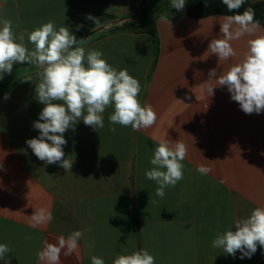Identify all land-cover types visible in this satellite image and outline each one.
I'll list each match as a JSON object with an SVG mask.
<instances>
[{
    "label": "crops",
    "instance_id": "crops-1",
    "mask_svg": "<svg viewBox=\"0 0 264 264\" xmlns=\"http://www.w3.org/2000/svg\"><path fill=\"white\" fill-rule=\"evenodd\" d=\"M253 3L264 0H249ZM107 14L90 31L86 49H96L117 70L141 84L139 101L157 113L147 129L113 125L93 130L80 120L64 133L69 172L39 160L26 141L37 138L33 127L44 105L35 97L37 67L19 66L0 79V243L8 244L10 264H40L42 241L82 230L76 253L61 264H91L102 257L112 264L119 254L147 249L155 264H264V248L249 259L227 255L212 241L233 220L264 207V111L245 114L226 86L207 91L209 71L221 72L243 59L249 36L232 41L237 55L227 61L208 52L222 38L221 17L192 18L171 7V0H0V17L10 19L19 35L54 20L76 37L88 16ZM167 16L170 27L160 21ZM79 30H77V26ZM18 26V27H17ZM154 27L156 37L148 32ZM257 34H264V27ZM25 44L34 46L25 33ZM32 76V81L24 78ZM8 97L5 99V97ZM115 127L116 131L110 129ZM161 140L183 142L188 149L184 176L156 196L158 185L146 178L150 158ZM212 169L201 175L196 167ZM40 208L53 216L31 227ZM143 229V230H142ZM142 230V231H141ZM235 231L233 225L230 229ZM0 264H5L0 260Z\"/></svg>",
    "mask_w": 264,
    "mask_h": 264
},
{
    "label": "clouds",
    "instance_id": "clouds-1",
    "mask_svg": "<svg viewBox=\"0 0 264 264\" xmlns=\"http://www.w3.org/2000/svg\"><path fill=\"white\" fill-rule=\"evenodd\" d=\"M222 3L229 12H234L245 5L246 0H222ZM184 6L185 0H171V7L178 11ZM88 19L99 25L98 19L91 16ZM221 19L222 38L213 39L208 46V52L218 56L220 61L237 55L232 41L246 35L253 38L247 41V51L240 62L221 72L217 79H211L217 76L216 69L209 71V80H214L215 85H208L207 91L211 96L215 87L226 86L231 99L245 114H259L264 111V34H257L261 29L260 21L255 18L252 7ZM160 21L170 27L167 16L161 15ZM25 33L34 46L32 49L25 44ZM86 42L87 39L78 40L66 26L57 29L54 20L17 35L12 21L0 17V79L4 74H11L15 64H29L38 69L35 98L44 107L33 124L39 130V136L28 139L26 144L39 160L59 164L66 173L72 168L73 160L64 158L62 146L67 144L64 133L70 128L75 131L80 120L97 131V128L104 127L103 113L112 107L114 111L108 119L113 125L130 126L133 131H140L152 127L157 121L152 105H142L138 99L141 92L139 80L126 68L117 70L110 65L101 51L86 49ZM24 80L32 81L33 77ZM110 131L115 132V127ZM187 152V146L180 141L171 144L168 140H161L154 148L150 158L152 168L145 171V176L158 185L156 196L163 198L167 188L175 187L183 179L185 166L182 161ZM196 171L206 176L212 169L200 164ZM52 219L48 209L40 208L30 216V226L46 225ZM233 225L235 231L230 230ZM83 237L84 232L76 230L67 237L60 235L56 243L43 240V247L36 254L38 261L40 264H61L62 250L65 257L76 253ZM258 245L264 248V207H257L247 217L233 220L222 233H217L211 246L232 257L240 252V259H250ZM9 252V245L0 243V260L5 264H10L11 257L6 256ZM90 259L91 264H105L102 257L93 255ZM112 264H155V257L147 249H140L117 255Z\"/></svg>",
    "mask_w": 264,
    "mask_h": 264
},
{
    "label": "trees",
    "instance_id": "trees-1",
    "mask_svg": "<svg viewBox=\"0 0 264 264\" xmlns=\"http://www.w3.org/2000/svg\"><path fill=\"white\" fill-rule=\"evenodd\" d=\"M252 7L255 9V18L260 21L261 26L264 27V2H256L253 3L249 0H246L245 5H243L239 10H235L234 12H229L227 10L226 5L222 3V0H185V10L186 13L192 18H205L212 15H232L242 13L245 8ZM93 18L99 20V24L103 21L111 19V16L107 14H98ZM97 25L94 20H89L83 26L80 34L77 39H85L91 30H93ZM148 32L156 37V31L154 27L148 29ZM24 64L22 66H25ZM19 66H13V69Z\"/></svg>",
    "mask_w": 264,
    "mask_h": 264
},
{
    "label": "rangeland",
    "instance_id": "rangeland-1",
    "mask_svg": "<svg viewBox=\"0 0 264 264\" xmlns=\"http://www.w3.org/2000/svg\"><path fill=\"white\" fill-rule=\"evenodd\" d=\"M35 67V66H34Z\"/></svg>",
    "mask_w": 264,
    "mask_h": 264
}]
</instances>
